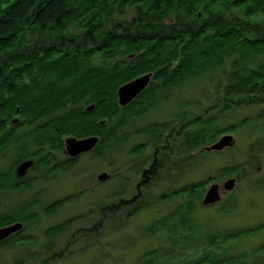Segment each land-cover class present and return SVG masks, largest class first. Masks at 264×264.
Segmentation results:
<instances>
[{
	"label": "rangeland",
	"instance_id": "1",
	"mask_svg": "<svg viewBox=\"0 0 264 264\" xmlns=\"http://www.w3.org/2000/svg\"><path fill=\"white\" fill-rule=\"evenodd\" d=\"M218 4L223 6L224 2ZM230 12L250 23H264L261 13L247 17L244 10ZM132 15L131 9H125L118 19H131ZM85 29L77 24L69 31L76 36ZM30 38L27 35L25 40ZM259 64H264V58L250 60L246 66ZM230 70L228 61L179 88L160 91L153 109L129 118L118 128L116 138L105 140V144L101 139L95 146L101 142L99 151L76 158L66 169L44 175L46 166L39 162L40 168L28 175V179L37 177L32 184L0 200V215L14 213L17 204H29L20 212L28 221L20 223L25 230L22 236L31 240L15 242L0 252V264H145L152 258L156 260L153 264H180L210 254L216 262L231 258L238 262L240 256L246 258L243 264L262 262L254 254L264 243V191L254 192L250 187L264 183V102H247L220 111L223 103L229 104L224 89ZM139 74L137 77L146 73ZM28 80L22 77L24 83ZM121 117L117 115L109 124ZM207 117L215 120L207 127L221 134L206 145L202 140L185 145L201 127L198 121H191ZM224 135L233 138L232 148L204 150ZM258 140L261 146L252 148ZM35 149L31 147L30 152ZM53 154L58 163L68 159L61 150ZM2 155L0 169H9L16 153L8 147ZM233 166H239L238 174H226ZM144 172L146 180L141 177ZM102 173L109 178L99 182L97 177ZM232 177L236 178L234 190L221 197H233L234 209L228 201L201 205L210 185ZM196 184L203 185L201 195L183 191ZM57 201L61 203L50 207ZM141 202L144 207L134 214ZM186 205L193 208L191 212ZM63 222L70 223L64 229H53ZM156 222H165V226L151 230ZM169 229L179 230L180 235ZM249 229L254 232L249 233ZM238 232H242L240 238L221 240L226 233ZM186 233L188 239L182 237ZM216 234L220 235L216 237L218 245H211ZM259 253L263 256L264 249ZM53 255L55 259L50 260Z\"/></svg>",
	"mask_w": 264,
	"mask_h": 264
},
{
	"label": "trees",
	"instance_id": "2",
	"mask_svg": "<svg viewBox=\"0 0 264 264\" xmlns=\"http://www.w3.org/2000/svg\"><path fill=\"white\" fill-rule=\"evenodd\" d=\"M219 1L224 5H219ZM125 9L132 10L131 19L119 20ZM235 9L244 10L247 17L264 15V0H0V152L8 147L14 149L16 163L39 155L37 163L47 169L44 175L66 169L74 160L58 163L53 154L60 150L65 153L62 139L98 136L105 144V140L116 138L118 128L124 127L129 118L153 109L160 91L179 88L228 61L231 70L226 74L224 98L229 104L223 103L219 110L225 112L233 105L257 100L259 104L264 102V64L255 68L246 66L250 60L264 58V23H250L231 15L229 10ZM77 24L86 29L73 36L69 30ZM27 35L30 40H25ZM96 58L98 61H94ZM139 73H151L153 83L121 108L117 89ZM23 76L29 78L28 84L22 81ZM89 105H94L91 112L86 111ZM117 115L122 117L110 125ZM13 119L18 122L12 124ZM101 120L105 122L102 126ZM195 121L201 127L186 139L185 145L198 140L206 145L210 138L221 134L207 127L215 122L214 117L191 122ZM99 146L95 150L99 151ZM256 146H261L259 140L252 148ZM31 147L36 148L35 152H30ZM238 171L239 166H233L226 174ZM34 179L19 180L20 185ZM202 186L196 184L192 189L187 186L183 191L189 194L197 191L201 195ZM0 187L18 188L1 179ZM250 190L264 191V183L258 182ZM225 201L232 202L231 208H235L233 197ZM27 205H22L20 212ZM186 206L191 212L193 208ZM143 207L139 203L133 213ZM23 214L20 213V218L19 215L1 218L0 226L17 219L26 223L28 217ZM69 223L63 222L53 229H62ZM156 223L149 228L165 226V222ZM24 231L15 233L16 238H10L11 235L0 241V252L17 242L31 241L22 236ZM169 231L180 235L179 230ZM241 235L242 232L226 233L221 240ZM187 236L186 233L182 237L188 239ZM216 237L220 235L214 236L211 245H218ZM263 249L264 243L254 254L256 259H262L259 264H264V255L259 253ZM212 256L191 257L180 264L246 261L245 256H240L238 262L232 258L216 262ZM49 259H55L54 255ZM148 262L153 264L156 260Z\"/></svg>",
	"mask_w": 264,
	"mask_h": 264
},
{
	"label": "water",
	"instance_id": "3",
	"mask_svg": "<svg viewBox=\"0 0 264 264\" xmlns=\"http://www.w3.org/2000/svg\"><path fill=\"white\" fill-rule=\"evenodd\" d=\"M152 77L151 73L137 77L123 85H121L117 91V103L120 107H125L130 104L150 83ZM94 109V105H89L86 108L87 112H91ZM18 122V119H13L12 124ZM104 121H100L99 125H104ZM99 143V138L96 136H90L84 139H77L75 137H67L64 139V151L69 159H75L82 154L92 151ZM234 146V140L230 135L221 136L214 144L206 147L205 151L220 152L226 148H232ZM33 165L32 160H27L20 163L16 168V175L22 178L26 175L28 169ZM109 178V175L102 173L97 177L99 182H104ZM236 186V178H227L223 181H219L216 184H212L205 191L200 203L203 206L221 204L225 200L222 199V193L230 194ZM227 195V196H228ZM226 199V198H225ZM23 224L15 223L10 226L0 228V241L10 237L11 235L21 231Z\"/></svg>",
	"mask_w": 264,
	"mask_h": 264
},
{
	"label": "flooded vegetation",
	"instance_id": "4",
	"mask_svg": "<svg viewBox=\"0 0 264 264\" xmlns=\"http://www.w3.org/2000/svg\"><path fill=\"white\" fill-rule=\"evenodd\" d=\"M163 138H164V137H163ZM99 141H100V140H99ZM95 149H96V148H95ZM95 149L92 150L91 152L95 151ZM4 151H5V150H2V151L0 152V157L3 156L2 153H3ZM20 151H21V149H20ZM33 152H35V151H33ZM87 154H88V153H87ZM38 156H39V155H37V156H31V157L26 158V159H24V160H22V161H20V162H17V163H16V160L14 159V160L12 161L11 166L9 167V169H4V170H1V169H0V176H1L0 179H1L2 182H5V184H8V186H9L10 184H11V185H16V187L18 186V188H16L15 190H9V189L3 190L4 187H3V188L0 187V200H2L3 198H5V196H8L9 193L18 192V191H20L21 189L25 188L26 185H27L28 183H29V185L33 183V182H27V183L24 184V185H20L21 183H20L19 180L27 179V178H28V175H29L30 172L36 170L35 168H37V169L40 168V166H39L38 163H37V161H38ZM81 156H82V155H81ZM27 160H32V161H33V165H32V167H31L30 169H28V171H27V173H26V175H25L24 177H22V178L17 177V175H16V168H17V166H18L20 163H22V162H24V161H27ZM151 163H152V161H151ZM151 166H154V163H153V164H150V167H151ZM3 172H4V173H3ZM5 173H6V176H4ZM144 174H145V172L141 174V177H142V179H145V180H146L147 177L144 178V177H143ZM49 175H52V173H50ZM142 182H144V180H142ZM218 182H219V181H218ZM137 187L139 188V186H137ZM140 188H141V187H140ZM140 188H139V189H140ZM183 189H184V188H183ZM183 189H182V190H183ZM137 196H138V195H137ZM135 197H136V196H135ZM15 213H17V214H15ZM17 215H19V218H20V204H17L16 209L14 210V213L11 212V213H8V214L0 215V219H1V218L3 219V217H9V216H11L10 219H13V218L17 217ZM0 221H2V220H0ZM4 222H6V221L4 220ZM12 222H13V223H11V224H9V225L0 226V228H4V227L10 226V225L15 224V223H20V219L14 220V221H12ZM15 235H16V234H15ZM15 235L13 234L10 238H12V237H13V238H16ZM7 240H8V239H7Z\"/></svg>",
	"mask_w": 264,
	"mask_h": 264
},
{
	"label": "bare ground",
	"instance_id": "5",
	"mask_svg": "<svg viewBox=\"0 0 264 264\" xmlns=\"http://www.w3.org/2000/svg\"><path fill=\"white\" fill-rule=\"evenodd\" d=\"M122 108V107H121ZM101 121H104V120H101ZM90 137V136H89ZM96 137H98V136H96ZM84 138H87V137H84ZM84 138H80V139H84ZM99 138V137H98ZM77 139H79V138H77Z\"/></svg>",
	"mask_w": 264,
	"mask_h": 264
}]
</instances>
